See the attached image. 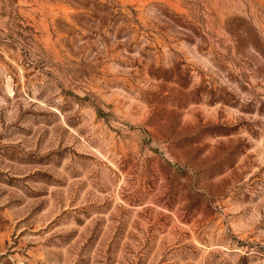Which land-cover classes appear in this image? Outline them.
I'll list each match as a JSON object with an SVG mask.
<instances>
[{"label": "rangeland", "instance_id": "obj_1", "mask_svg": "<svg viewBox=\"0 0 264 264\" xmlns=\"http://www.w3.org/2000/svg\"><path fill=\"white\" fill-rule=\"evenodd\" d=\"M0 264H264V0H0Z\"/></svg>", "mask_w": 264, "mask_h": 264}]
</instances>
